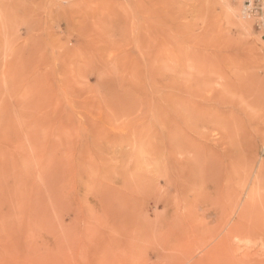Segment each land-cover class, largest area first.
<instances>
[{"label": "rangeland", "instance_id": "rangeland-1", "mask_svg": "<svg viewBox=\"0 0 264 264\" xmlns=\"http://www.w3.org/2000/svg\"><path fill=\"white\" fill-rule=\"evenodd\" d=\"M244 2L0 0V264H264Z\"/></svg>", "mask_w": 264, "mask_h": 264}, {"label": "bare ground", "instance_id": "bare-ground-1", "mask_svg": "<svg viewBox=\"0 0 264 264\" xmlns=\"http://www.w3.org/2000/svg\"><path fill=\"white\" fill-rule=\"evenodd\" d=\"M256 1H262V0H246V4H248V5H245V2H244V4H243V9H244V12H245V14L250 18V19H252V17L250 16V14H247L246 13V10H247V8L249 7V5H250V7H256ZM248 11V10H247ZM261 13H262V16L259 18V19H257V20H255V22L256 23H261V22H264V6H263V8H262V10H261ZM262 28H264V25H262ZM190 105V104H189ZM174 118H176V117H174ZM178 122V121H177ZM242 133V132H241ZM243 134V133H242ZM245 136V135H244ZM247 139V138H246ZM225 140V139H224ZM172 147V146H171ZM171 149V148H170ZM227 152V151H226ZM171 164V163H170ZM177 164V163H176ZM174 165H175V163H174ZM172 168H173V166H171ZM178 167V166H177ZM176 168V167H175ZM171 171H172V169H171ZM174 171V170H173ZM161 172V171H160ZM178 172V171H177ZM182 173V172H181ZM175 174V173H174ZM262 175V174H261ZM260 175V176H261ZM259 177V176H258ZM168 181V180H167ZM252 206V204H251V201H247V203L244 205V207H243V209L242 210H240V211H242L241 213H246L245 212V210L247 211L248 210V208H250ZM240 213V214H241ZM243 215V214H242ZM242 219V218H241ZM240 219V220H241ZM237 222H239V221H237ZM228 225V224H227ZM225 227V226H224ZM247 228V227H246ZM252 229V228H251ZM255 231V230H254ZM227 232H229L230 234L232 233V234H237V235H243L244 234V232H245V229H244V227L242 226V221H240L239 222V224L237 225H233V226H231V228H229V231H227ZM248 232V231H247ZM255 233H256V231H255ZM257 233L259 234V232L257 231ZM262 234V233H261ZM248 235V234H247ZM243 237H244V235H243ZM259 237V236H258ZM234 238V237H233ZM238 239H239V237H237ZM236 239V238H235ZM234 239V240H235ZM237 240V239H236ZM222 245V244H221ZM206 249V248H205ZM191 255V254H190ZM216 255H217V253L216 252H210V253H208L206 256H205V260L204 261H206V260H210V261H212L214 258L213 257H216ZM208 256V257H207ZM191 257V256H190ZM207 257V258H206ZM223 257H224V255H223ZM191 259V258H190ZM206 264H208L207 262H206Z\"/></svg>", "mask_w": 264, "mask_h": 264}, {"label": "built area", "instance_id": "built-area-1", "mask_svg": "<svg viewBox=\"0 0 264 264\" xmlns=\"http://www.w3.org/2000/svg\"><path fill=\"white\" fill-rule=\"evenodd\" d=\"M246 5H248V4H246ZM257 8H258L257 5H256L255 8L254 7H250V5H249V7L247 8L248 11L246 10V13L247 14H250V16H254V14L258 12V9Z\"/></svg>", "mask_w": 264, "mask_h": 264}]
</instances>
